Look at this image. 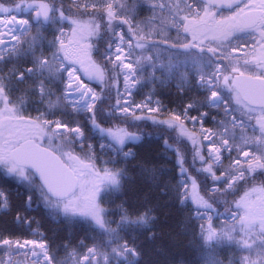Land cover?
Masks as SVG:
<instances>
[{
	"label": "snow or ice",
	"instance_id": "6c2138e0",
	"mask_svg": "<svg viewBox=\"0 0 264 264\" xmlns=\"http://www.w3.org/2000/svg\"><path fill=\"white\" fill-rule=\"evenodd\" d=\"M0 264H264V0H0Z\"/></svg>",
	"mask_w": 264,
	"mask_h": 264
},
{
	"label": "trees",
	"instance_id": "16d2710c",
	"mask_svg": "<svg viewBox=\"0 0 264 264\" xmlns=\"http://www.w3.org/2000/svg\"><path fill=\"white\" fill-rule=\"evenodd\" d=\"M165 102H168L167 98H166V101Z\"/></svg>",
	"mask_w": 264,
	"mask_h": 264
}]
</instances>
